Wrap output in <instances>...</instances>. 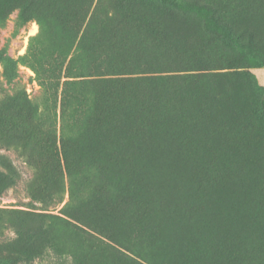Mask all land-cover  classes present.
<instances>
[{"label":"rangeland","instance_id":"1","mask_svg":"<svg viewBox=\"0 0 264 264\" xmlns=\"http://www.w3.org/2000/svg\"><path fill=\"white\" fill-rule=\"evenodd\" d=\"M136 5L150 10L136 0H35L31 19L24 22L17 6L0 3V264H60L53 252L44 254L40 231L50 222L48 215H60L69 200L62 133L78 141L100 130L96 112L112 94L119 114L139 110L163 116L156 125L164 135L152 131L154 122L148 135L164 137L165 148L175 134L202 141L163 169L149 167L148 180L156 177L165 196L173 192L166 200L170 207L158 204L157 218L166 215L165 225L173 228L152 238L161 257L171 264L182 257L187 264H264V221L254 225L247 218L251 208L264 212V67L246 65L242 75L224 77L221 101L210 104L201 96L182 108L168 99L167 75L99 82L115 78L100 77L113 71L109 66L131 74L146 62L137 52L152 41L131 15ZM238 20L250 26L244 28L247 38L264 54V0H247ZM197 23L193 15L183 17L185 28ZM83 42L86 52L80 50ZM153 77L160 79L150 82ZM177 112L183 113L180 124L172 122ZM7 140L33 155L37 176ZM58 193L65 200L56 206ZM231 231L239 235L234 241ZM141 233L140 243L153 252L143 227ZM108 256L113 264H137Z\"/></svg>","mask_w":264,"mask_h":264},{"label":"trees","instance_id":"2","mask_svg":"<svg viewBox=\"0 0 264 264\" xmlns=\"http://www.w3.org/2000/svg\"><path fill=\"white\" fill-rule=\"evenodd\" d=\"M136 1L151 10L136 5L131 14L152 41L145 48L139 47L141 50L137 52L146 62L139 67L134 65L135 70L141 72L131 74L116 73L118 67L109 66L108 71H113L100 77L115 78L99 82L124 83L127 80L120 78L136 74L167 75L164 87L168 99L182 108L201 96L210 104L221 101L224 77L242 75L239 70L246 65L264 67V54L257 49L253 38H247L248 33L244 30L250 26L238 20L244 13L247 0ZM0 3L17 6L20 17L26 22L31 19L30 9L35 0H0ZM189 15H193L198 23L185 28L183 17ZM82 39H86L85 33ZM87 46L88 42H83L80 50L86 52ZM134 47L132 51L138 49ZM222 70L229 73H216ZM159 79L153 77L150 82ZM116 107L117 98L112 94L105 106L97 109L96 116L102 120L100 130L93 131L90 136L74 141L63 130L60 140L62 170L71 184L69 200L63 205L60 215H48L50 222L40 231L44 254L53 252L60 264H113L108 255L137 264H171L161 257L157 241H152V238L158 231L161 234L164 228L173 229L167 223L165 225L166 215L163 219L157 218L158 204L164 202L170 207L172 203L166 200L173 196V192H166L168 196H165L156 177L152 183L148 180L153 169L149 167L156 165L163 169L166 163L181 158L191 150L190 146L195 148V144L202 141L175 134L171 136L170 146L165 148L164 137H158L157 133L152 138L148 135L153 122L152 131L157 128L163 134V129L156 125V120L163 116L155 117L156 113L150 112L149 117L139 110L119 114ZM220 108L226 110L225 107ZM181 117L183 113L177 112L172 122L180 124ZM147 118L151 119L150 122ZM214 125L212 122L210 127ZM72 140L74 146L70 145ZM4 144L17 150L37 176L40 168L34 164L33 155L25 147L8 140ZM174 164L184 167V162L174 161ZM12 178L4 177L14 185ZM0 179H3L1 173ZM31 194L36 196L34 192ZM64 200V194L58 193L56 206L63 204ZM165 211H162L163 215ZM248 214L247 218L254 221V225L264 221V212L257 213L251 208ZM141 227L148 234V244L155 249L153 252L140 243L143 240ZM22 235L29 238L26 232ZM238 237L234 231L230 232L231 241ZM25 254L21 252V260L26 258ZM175 262L187 264L184 257L176 258Z\"/></svg>","mask_w":264,"mask_h":264}]
</instances>
